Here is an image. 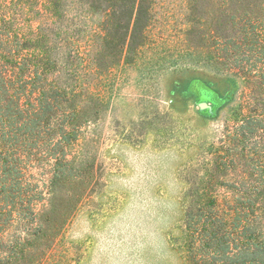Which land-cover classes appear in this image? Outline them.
Instances as JSON below:
<instances>
[{
  "label": "rangeland",
  "instance_id": "374dc122",
  "mask_svg": "<svg viewBox=\"0 0 264 264\" xmlns=\"http://www.w3.org/2000/svg\"><path fill=\"white\" fill-rule=\"evenodd\" d=\"M227 1L155 0L134 51L126 30L96 32L113 0L64 2L53 47L76 67L79 96L67 109L79 107L75 144L54 149L59 122L41 148L13 126L19 152L0 154L14 184L0 203V264H192L187 214L208 202L211 180L224 181L227 169L213 161L244 101L240 81L216 72L227 69ZM4 9L2 45L30 57L39 6ZM7 33L15 36L5 45Z\"/></svg>",
  "mask_w": 264,
  "mask_h": 264
},
{
  "label": "trees",
  "instance_id": "16d2710c",
  "mask_svg": "<svg viewBox=\"0 0 264 264\" xmlns=\"http://www.w3.org/2000/svg\"><path fill=\"white\" fill-rule=\"evenodd\" d=\"M1 1H6L7 11L15 0ZM32 1L39 6L38 15L43 19L36 22L33 54L21 59L10 50L7 40L15 34L5 36L6 48L0 39V154L10 158L20 149L19 136L13 131L16 124L27 136L33 134L36 148H41L47 142L41 139L42 134L50 133L59 122L58 138L51 142L63 155L75 144L70 139L77 132L74 122L79 118V107L67 110L79 96L80 87L70 84L76 67L55 55L53 47L59 29L56 24L66 15V0ZM154 5L155 0H113L116 10L107 13L96 32L107 39L110 31L124 29L129 34L127 44L134 51L147 41L146 30L155 20ZM226 6L221 51L227 69L218 67L216 72L240 81L244 101L238 121L213 161L217 169H227L224 181L219 184L215 178L211 180L208 202L199 203L187 214L189 252L192 264H264V0H228ZM1 9L4 7L0 5ZM6 17L2 14L0 21L6 22ZM64 125L73 132L67 137ZM4 167L0 203L6 204L14 184L8 178L9 166ZM226 192L232 197L224 195V202H220L219 197Z\"/></svg>",
  "mask_w": 264,
  "mask_h": 264
}]
</instances>
